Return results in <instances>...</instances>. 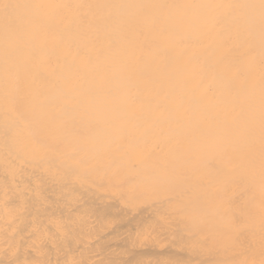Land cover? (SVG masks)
<instances>
[{"label":"bare ground","instance_id":"obj_1","mask_svg":"<svg viewBox=\"0 0 264 264\" xmlns=\"http://www.w3.org/2000/svg\"><path fill=\"white\" fill-rule=\"evenodd\" d=\"M253 2L0 0V264H264Z\"/></svg>","mask_w":264,"mask_h":264},{"label":"snow or ice","instance_id":"obj_2","mask_svg":"<svg viewBox=\"0 0 264 264\" xmlns=\"http://www.w3.org/2000/svg\"><path fill=\"white\" fill-rule=\"evenodd\" d=\"M2 6L4 8L10 7V5L8 4H3ZM235 7L258 10L260 26H261V36H262V40H264V0H258V3L253 2L243 5H237ZM262 88H264V82H262ZM261 137H262V142H264V95H262L261 98ZM262 166H264V152H262Z\"/></svg>","mask_w":264,"mask_h":264}]
</instances>
